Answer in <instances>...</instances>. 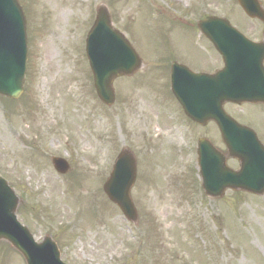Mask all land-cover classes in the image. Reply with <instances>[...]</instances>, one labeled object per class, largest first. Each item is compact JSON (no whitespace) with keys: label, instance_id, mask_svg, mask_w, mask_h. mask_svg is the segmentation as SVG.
Wrapping results in <instances>:
<instances>
[{"label":"rangeland","instance_id":"374dc122","mask_svg":"<svg viewBox=\"0 0 264 264\" xmlns=\"http://www.w3.org/2000/svg\"><path fill=\"white\" fill-rule=\"evenodd\" d=\"M19 2L27 19V72L18 100L0 96V177L14 189L18 220L35 240L52 237L65 264H264V196L206 197L198 140L209 139L225 155L227 149L215 124L188 121L168 74L172 62L195 72L220 68L200 20L225 18L256 42L264 25L237 0ZM99 7L144 62L136 75L114 82L112 107L98 99L85 53ZM225 111L264 143V105L227 104ZM126 147L137 157V224L103 191ZM53 158L68 163L67 174L56 172ZM227 165L239 168L231 158ZM0 264L25 262L0 243Z\"/></svg>","mask_w":264,"mask_h":264},{"label":"water","instance_id":"95a60500","mask_svg":"<svg viewBox=\"0 0 264 264\" xmlns=\"http://www.w3.org/2000/svg\"><path fill=\"white\" fill-rule=\"evenodd\" d=\"M245 13L264 22L258 0H238ZM199 28L222 55L225 68L216 75L194 74L174 65L172 90L186 114L205 126L215 121L229 156L238 159L239 172L226 165V158L207 140L199 145L203 188L211 198L222 197L227 189L264 195V148L256 134L238 125L223 111L226 102L264 104V44L245 39L224 19L208 18ZM87 54L100 100L107 106L115 102L113 83L117 78L137 72L142 61L123 34L114 30L109 14L98 9L97 20L87 40ZM28 60L26 18L18 0H0V95L18 99L24 91ZM55 168L65 174L69 166L54 159ZM136 181V160L125 149L104 186L109 199L132 222L138 214L131 198ZM19 199L8 183L0 178V242L8 243L26 264H64L58 245L51 237L40 244L16 213Z\"/></svg>","mask_w":264,"mask_h":264},{"label":"bare ground","instance_id":"6f19581e","mask_svg":"<svg viewBox=\"0 0 264 264\" xmlns=\"http://www.w3.org/2000/svg\"><path fill=\"white\" fill-rule=\"evenodd\" d=\"M52 40H53V38H50V39H49V42L52 41Z\"/></svg>","mask_w":264,"mask_h":264}]
</instances>
